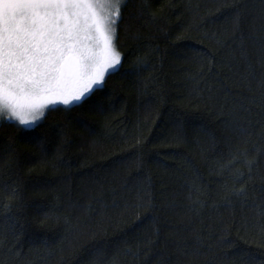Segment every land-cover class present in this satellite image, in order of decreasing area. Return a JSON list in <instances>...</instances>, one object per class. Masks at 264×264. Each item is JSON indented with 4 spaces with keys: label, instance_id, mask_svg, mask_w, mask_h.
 I'll return each instance as SVG.
<instances>
[{
    "label": "trees",
    "instance_id": "16d2710c",
    "mask_svg": "<svg viewBox=\"0 0 264 264\" xmlns=\"http://www.w3.org/2000/svg\"><path fill=\"white\" fill-rule=\"evenodd\" d=\"M87 103L0 121V264H264V0H122Z\"/></svg>",
    "mask_w": 264,
    "mask_h": 264
},
{
    "label": "snow or ice",
    "instance_id": "6c2138e0",
    "mask_svg": "<svg viewBox=\"0 0 264 264\" xmlns=\"http://www.w3.org/2000/svg\"><path fill=\"white\" fill-rule=\"evenodd\" d=\"M120 18V0H0V111L31 128L49 104L87 103L122 64Z\"/></svg>",
    "mask_w": 264,
    "mask_h": 264
},
{
    "label": "rangeland",
    "instance_id": "374dc122",
    "mask_svg": "<svg viewBox=\"0 0 264 264\" xmlns=\"http://www.w3.org/2000/svg\"><path fill=\"white\" fill-rule=\"evenodd\" d=\"M121 1H122V0H120V2H121ZM111 3H112V4H115V3H116V0H111ZM113 10H114V8H109V9H106V12H111V11H113ZM117 67H118V66H116L115 68H109V69L105 72V76H106V74H107L108 72L115 70ZM102 82H103V81H102ZM102 82H101V84H102ZM99 86H101V85H99ZM99 86H94V88L99 87ZM72 104H75V102L72 103ZM72 104H70V105H72ZM56 105L70 106V105H63V104H60V103L49 104V105H47V106L45 107L44 111H45L47 108L52 107V106H56ZM3 120H8V121H13V122L18 123V122L15 121L14 119L10 118V115H9V113L7 112V110H2V111H0V121H3ZM38 121H39V120H38ZM38 121H37V122H38ZM37 122H36V123H37ZM36 123H35V124H36ZM35 124H34V125H35ZM34 125H33V126H34ZM33 126H32V127H33Z\"/></svg>",
    "mask_w": 264,
    "mask_h": 264
}]
</instances>
